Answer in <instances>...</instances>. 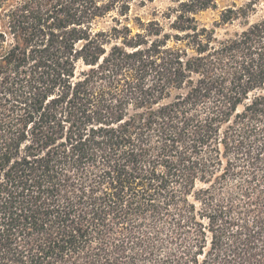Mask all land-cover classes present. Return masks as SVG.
Instances as JSON below:
<instances>
[{"label":"trees","instance_id":"obj_1","mask_svg":"<svg viewBox=\"0 0 264 264\" xmlns=\"http://www.w3.org/2000/svg\"><path fill=\"white\" fill-rule=\"evenodd\" d=\"M132 1L0 0V264H264V15Z\"/></svg>","mask_w":264,"mask_h":264},{"label":"rangeland","instance_id":"obj_2","mask_svg":"<svg viewBox=\"0 0 264 264\" xmlns=\"http://www.w3.org/2000/svg\"><path fill=\"white\" fill-rule=\"evenodd\" d=\"M188 0H133L130 3V9L126 17L120 18L123 23H127L135 31L136 20L148 22L153 19H158L162 23H166L162 19V15L167 13L169 9L177 7L179 2ZM255 3L256 12L247 17H234L228 13V10H236L242 8L248 3ZM264 15V0H215V7L199 12L196 19L200 26L215 31V37L218 40L231 38L236 34H240L250 24L257 22ZM231 19L227 23L222 21ZM119 19L116 12L110 13L106 17L96 21L94 30H107L113 24L114 20Z\"/></svg>","mask_w":264,"mask_h":264}]
</instances>
